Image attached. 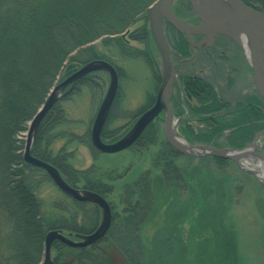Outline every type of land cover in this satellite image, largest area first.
I'll use <instances>...</instances> for the list:
<instances>
[{
    "label": "rangeland",
    "instance_id": "1",
    "mask_svg": "<svg viewBox=\"0 0 264 264\" xmlns=\"http://www.w3.org/2000/svg\"><path fill=\"white\" fill-rule=\"evenodd\" d=\"M91 1L90 12L116 11L114 0ZM242 1L263 11L259 0ZM150 7L123 32L102 36L75 50L36 112L68 76L89 62L104 60L116 68L119 77L118 92L103 128L105 142L124 137L154 105L161 85L162 59L149 28ZM172 8L182 19L199 20L190 0H174ZM164 32L176 70L170 93L173 131L180 135L175 139L229 151L255 144V152L264 155V99L255 88L244 47L231 42L223 46V39L214 48L191 47L167 22ZM182 76L205 79L216 95L218 110L200 113L202 105L194 97L190 103L196 111L192 113ZM84 78L67 88L43 119L32 150L63 167L65 180L73 187L99 189L98 194L111 206L112 224L103 238L89 246L93 254L90 263L79 262L77 251L66 244L61 250L53 244V259L60 256L57 259L62 264H264V201L258 170L247 171L231 159L177 151L166 139L164 113L130 148L114 154L99 151L92 143L91 131L110 76L97 70ZM208 103L215 105L214 101ZM245 112H250L249 117ZM29 123L13 137L12 169L32 187L48 230H62L67 236L94 232L102 220L97 205L75 200L46 171L22 162ZM148 174L152 193L146 202L140 195L146 183L136 185ZM139 199L147 206V215L138 228L140 233H135L140 242L136 239L135 250L128 251L114 226L128 216L129 203L134 205ZM57 226L61 228H53Z\"/></svg>",
    "mask_w": 264,
    "mask_h": 264
},
{
    "label": "trees",
    "instance_id": "2",
    "mask_svg": "<svg viewBox=\"0 0 264 264\" xmlns=\"http://www.w3.org/2000/svg\"><path fill=\"white\" fill-rule=\"evenodd\" d=\"M114 1L116 11L102 14L96 9L90 12L91 0H0V264H41L45 238L50 231L29 182L12 169L13 137L25 131L75 50L102 36L123 32L155 0ZM259 1L264 11V0ZM69 5L77 6L68 10ZM186 86L201 103L200 113L218 110L210 84L188 79ZM210 101L215 105H208ZM249 114L244 115L249 117ZM150 128L151 125L146 131ZM106 137L103 130V140ZM170 153L173 155L174 151L169 148ZM32 154L51 163L63 177L67 175L54 160L36 150ZM148 176L136 185L138 188L142 182L146 183L140 194L146 202L152 193ZM85 189L100 192L92 185ZM140 199L134 205L129 203L128 216L114 226L128 251L135 250L139 239L135 233H140L138 228L147 215V206L143 207ZM56 246L61 250L66 245L56 241ZM91 248L72 249L77 251L79 262L90 263ZM57 258L55 263L62 264Z\"/></svg>",
    "mask_w": 264,
    "mask_h": 264
},
{
    "label": "water",
    "instance_id": "3",
    "mask_svg": "<svg viewBox=\"0 0 264 264\" xmlns=\"http://www.w3.org/2000/svg\"><path fill=\"white\" fill-rule=\"evenodd\" d=\"M199 1H202V3H199ZM173 2L174 0H156L148 11L149 28L161 54L163 75L154 105L138 118L132 129L124 137L114 143H107L102 138V131L119 87V77L116 68L104 60H95L85 64L53 88L44 105L31 119L23 154L24 161L46 171L54 183L75 200L93 203L102 211L101 224L90 234L67 236L62 230L49 231L45 238L42 264H56L52 256L53 244L56 241L73 248L89 247L103 238L112 224L111 206L104 197L91 190L73 187L55 166L32 154L34 138L43 119L62 98L63 92L67 88L73 86L90 73L104 70L110 76L107 93L96 114L91 131L92 143L99 151L106 154H114L130 148L149 124L161 113H164L166 115V139L177 151L190 156L212 155L239 162L240 157L236 156L235 153L244 150L229 151L209 145H187L175 139V136L180 137V135L173 131L174 114L170 104V93L176 79V70L164 32V22L170 24L180 34H183L191 47L205 49L213 45L216 37L219 36H226L241 47H244V40H247L250 46L251 56H248V58L253 70L255 88L261 98L264 99V12L246 5L242 0H190L193 11L201 20L199 25H193L175 14L172 8ZM193 36H201L202 39L199 42H195ZM251 146L254 149H258L255 144ZM261 156L264 157L262 154ZM260 181L263 186L264 201V176Z\"/></svg>",
    "mask_w": 264,
    "mask_h": 264
},
{
    "label": "bare ground",
    "instance_id": "4",
    "mask_svg": "<svg viewBox=\"0 0 264 264\" xmlns=\"http://www.w3.org/2000/svg\"><path fill=\"white\" fill-rule=\"evenodd\" d=\"M199 3H202V1H199ZM204 5V4H203ZM244 49L248 56H251L250 54V46L249 42L247 40H244ZM199 152V151H197ZM236 156H239V163L243 168H245L247 171H252L253 173L258 170L259 178L262 179L264 176V157L259 155L255 152L253 148L246 149L242 152H236Z\"/></svg>",
    "mask_w": 264,
    "mask_h": 264
},
{
    "label": "flooded vegetation",
    "instance_id": "5",
    "mask_svg": "<svg viewBox=\"0 0 264 264\" xmlns=\"http://www.w3.org/2000/svg\"><path fill=\"white\" fill-rule=\"evenodd\" d=\"M244 2V1H243ZM245 3V2H244ZM246 4V3H245ZM247 5V4H246ZM249 6V5H248ZM251 7V6H250ZM253 8V7H252ZM255 9V8H254ZM257 10V9H256ZM258 11H260V10H258ZM262 12V11H261ZM189 23H191V24H193V25H199L200 24V22H199V20H197V19H186ZM182 36H184L183 34H182ZM186 38V37H185ZM193 39H194V41L195 42H199L202 38H201V36H193ZM221 39H223V40H225V42H224V45L223 44H221V45H223V46H225V45H228L227 43L228 42H231V43H235L233 40H231L230 38H228V37H226V36H219V37H216V39H215V42L213 43V48H214V46L216 47L217 46V43L219 42V40H221ZM187 43L189 44V42L187 41ZM236 44V43H235ZM190 45V44H189ZM237 45V44H236ZM191 46V45H190ZM181 79L183 80V85H184V88H186L187 86H186V81L188 80V79H193V80H195L196 78L194 77V76H182L181 77ZM198 79H202V78H200V77H198ZM205 79H203V81H204ZM255 84V83H254ZM179 92L181 93L182 92V87H180L179 88ZM187 97H188V100H189V103H187V101H186V104L188 105V107H190V109L192 110V113L194 112V111H196L194 108H193V106L191 105V99H194V96L188 91L187 92ZM253 98H255V95H253L252 96ZM183 104H185V102L183 103ZM189 110V109H188ZM187 117L189 116V111H187Z\"/></svg>",
    "mask_w": 264,
    "mask_h": 264
}]
</instances>
